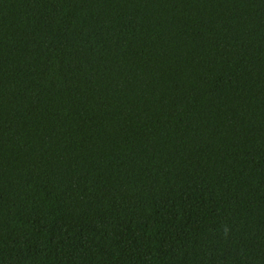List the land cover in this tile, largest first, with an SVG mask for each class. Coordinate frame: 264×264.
<instances>
[{"label": "trees", "instance_id": "obj_1", "mask_svg": "<svg viewBox=\"0 0 264 264\" xmlns=\"http://www.w3.org/2000/svg\"><path fill=\"white\" fill-rule=\"evenodd\" d=\"M0 264H264V0H0Z\"/></svg>", "mask_w": 264, "mask_h": 264}]
</instances>
